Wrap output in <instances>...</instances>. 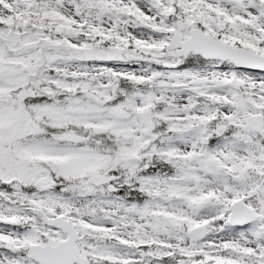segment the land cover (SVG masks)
<instances>
[{
	"label": "snow or ice",
	"instance_id": "1",
	"mask_svg": "<svg viewBox=\"0 0 264 264\" xmlns=\"http://www.w3.org/2000/svg\"><path fill=\"white\" fill-rule=\"evenodd\" d=\"M0 264H264V0H0Z\"/></svg>",
	"mask_w": 264,
	"mask_h": 264
}]
</instances>
